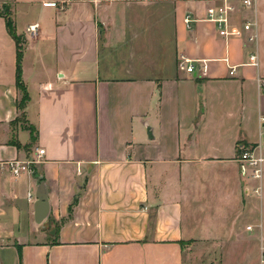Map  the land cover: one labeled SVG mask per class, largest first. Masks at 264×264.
Returning <instances> with one entry per match:
<instances>
[{
  "label": "crops",
  "instance_id": "crops-1",
  "mask_svg": "<svg viewBox=\"0 0 264 264\" xmlns=\"http://www.w3.org/2000/svg\"><path fill=\"white\" fill-rule=\"evenodd\" d=\"M220 3L0 0L28 95L16 122L17 44L0 14V161L45 151L32 175L0 172V264H264V165L255 180L237 162L260 139L264 0L229 2L226 40L205 21Z\"/></svg>",
  "mask_w": 264,
  "mask_h": 264
},
{
  "label": "built area",
  "instance_id": "built-area-1",
  "mask_svg": "<svg viewBox=\"0 0 264 264\" xmlns=\"http://www.w3.org/2000/svg\"><path fill=\"white\" fill-rule=\"evenodd\" d=\"M221 3L216 6H209L206 9L205 21L213 24L216 29L218 36L226 40L229 34L230 16L235 11L234 6L229 3L232 0H220ZM243 8L253 7L257 0H239ZM55 6V4H50ZM184 22L189 24L191 22L190 17L187 15L184 18ZM252 27L251 23L246 22L243 25L245 31L250 30ZM27 32L31 37H36L38 33V26L36 24L30 25L27 28ZM249 40H252L249 38ZM250 66L257 65V59L254 54L248 58V64ZM178 67L181 70H185L187 73H195L198 69L202 74L206 72L205 62L195 68L188 60L183 58L179 59ZM229 75L232 76L235 71V67H228ZM258 88L260 93L264 95V78L257 79ZM259 123V141L250 146H239L237 162L242 167L243 172L247 174L248 178L258 180L261 177L262 166L264 165V112L260 113L258 117ZM45 151L42 148H37L32 156L26 159H12L0 161V172H7L13 178H18L22 174H33V167L43 161ZM29 200L32 199L30 194L27 195ZM261 262L264 263V246L261 250Z\"/></svg>",
  "mask_w": 264,
  "mask_h": 264
},
{
  "label": "trees",
  "instance_id": "trees-1",
  "mask_svg": "<svg viewBox=\"0 0 264 264\" xmlns=\"http://www.w3.org/2000/svg\"><path fill=\"white\" fill-rule=\"evenodd\" d=\"M0 14H2L5 17V23H6L7 31L9 32V34L11 35V37L13 38L15 43L17 44V80H16V86H17V89L19 90V92L21 94L20 100L17 103V109L20 111L19 117L21 118V117H23V109L25 108V105L28 101V95H27L25 86H24L23 82L21 81V77H20V60H21V53H22V47H21L22 42H21V38L19 36H17V34L15 32L14 22H13V19L11 17V13H8L6 11V6H4L2 8ZM18 118H16L15 121H17ZM28 130L30 131L31 140L33 141L34 140V130L31 127H28Z\"/></svg>",
  "mask_w": 264,
  "mask_h": 264
},
{
  "label": "water",
  "instance_id": "water-1",
  "mask_svg": "<svg viewBox=\"0 0 264 264\" xmlns=\"http://www.w3.org/2000/svg\"><path fill=\"white\" fill-rule=\"evenodd\" d=\"M47 215V203L46 196L43 189V184L38 187V193L36 195L35 203V220L36 222H41Z\"/></svg>",
  "mask_w": 264,
  "mask_h": 264
},
{
  "label": "rangeland",
  "instance_id": "rangeland-1",
  "mask_svg": "<svg viewBox=\"0 0 264 264\" xmlns=\"http://www.w3.org/2000/svg\"><path fill=\"white\" fill-rule=\"evenodd\" d=\"M6 11L8 13H11V8L9 6H6ZM16 122H23L24 123V120H23V117H19L18 120ZM27 127V126H26ZM32 194H33V191H32Z\"/></svg>",
  "mask_w": 264,
  "mask_h": 264
}]
</instances>
